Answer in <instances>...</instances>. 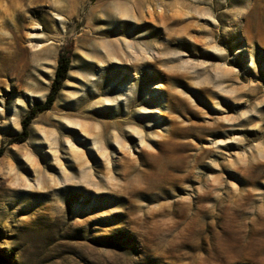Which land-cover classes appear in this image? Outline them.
<instances>
[{
	"label": "rangeland",
	"instance_id": "1",
	"mask_svg": "<svg viewBox=\"0 0 264 264\" xmlns=\"http://www.w3.org/2000/svg\"><path fill=\"white\" fill-rule=\"evenodd\" d=\"M2 148L0 264H264V0H0Z\"/></svg>",
	"mask_w": 264,
	"mask_h": 264
},
{
	"label": "trees",
	"instance_id": "2",
	"mask_svg": "<svg viewBox=\"0 0 264 264\" xmlns=\"http://www.w3.org/2000/svg\"><path fill=\"white\" fill-rule=\"evenodd\" d=\"M70 68V58L66 52L62 51L58 55L57 65L55 68L54 77L50 84L49 92L43 102L34 104L28 112L23 116L21 120V131L14 135L11 143H22L29 137V126L33 119L41 112L49 110L54 101L56 100L57 94L60 91L63 82L66 80L67 73ZM2 150L0 153H2ZM1 257V256H0ZM4 264H8L7 260H3Z\"/></svg>",
	"mask_w": 264,
	"mask_h": 264
}]
</instances>
